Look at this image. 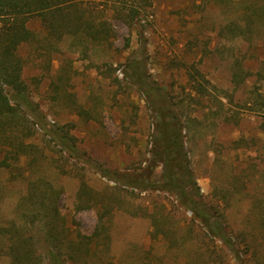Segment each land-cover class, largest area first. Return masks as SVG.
Returning <instances> with one entry per match:
<instances>
[{"label":"rangeland","instance_id":"obj_1","mask_svg":"<svg viewBox=\"0 0 264 264\" xmlns=\"http://www.w3.org/2000/svg\"><path fill=\"white\" fill-rule=\"evenodd\" d=\"M57 22L30 17L18 51L41 124L0 125V264H264V0H75ZM174 115L192 175L164 189Z\"/></svg>","mask_w":264,"mask_h":264},{"label":"trees","instance_id":"obj_2","mask_svg":"<svg viewBox=\"0 0 264 264\" xmlns=\"http://www.w3.org/2000/svg\"><path fill=\"white\" fill-rule=\"evenodd\" d=\"M74 3L75 0H0V125L2 127L18 123L25 125L32 132L28 123L31 122L33 126L41 124L43 118L36 104L30 99L28 87L22 78L24 62L18 51L22 44L32 38L29 28L30 17L39 15L50 24L55 21L53 26L58 23V19L67 16L69 7ZM195 88L198 95L206 96L207 90L202 89L200 84ZM166 117L165 120L167 119L170 125L165 136L166 145L163 152L159 150L155 152L158 156L165 154V158L161 160L165 167V179L167 180L162 187L164 189L165 186L166 188L179 187L175 182V168L181 169V165L184 164L185 170L192 175L188 153L185 151L183 128L178 126L177 116ZM174 120L175 124L172 123ZM20 146L29 148V144L23 142ZM21 152L23 154L26 151ZM179 159L182 164L177 163ZM176 163L178 165H175ZM3 164L9 166L6 160ZM204 222L205 230L211 239L222 238L221 241L233 248L231 238L224 237L213 225L207 221ZM53 259L57 264V259Z\"/></svg>","mask_w":264,"mask_h":264}]
</instances>
